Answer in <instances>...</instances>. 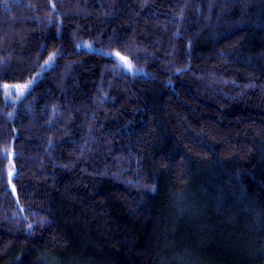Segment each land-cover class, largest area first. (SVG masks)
Instances as JSON below:
<instances>
[{
  "label": "trees",
  "instance_id": "1",
  "mask_svg": "<svg viewBox=\"0 0 264 264\" xmlns=\"http://www.w3.org/2000/svg\"><path fill=\"white\" fill-rule=\"evenodd\" d=\"M0 264H264V0H0Z\"/></svg>",
  "mask_w": 264,
  "mask_h": 264
},
{
  "label": "snow or ice",
  "instance_id": "2",
  "mask_svg": "<svg viewBox=\"0 0 264 264\" xmlns=\"http://www.w3.org/2000/svg\"><path fill=\"white\" fill-rule=\"evenodd\" d=\"M52 7L55 8V5L53 4ZM114 55H116V56H117L122 62H124V63L126 64L127 67H129V68L132 67V65H131L129 62H127L126 60H124L123 57H119V53H115ZM53 58H54V56H53V55H50V56L48 57V60L45 61V64H48L50 61L53 60ZM9 87H10L9 85H4V86H3V88L5 89V92H6V93H7V90L9 89ZM19 87H20V88H27L28 85H22V86H19ZM31 227H32V226L29 225V228H31Z\"/></svg>",
  "mask_w": 264,
  "mask_h": 264
},
{
  "label": "rangeland",
  "instance_id": "3",
  "mask_svg": "<svg viewBox=\"0 0 264 264\" xmlns=\"http://www.w3.org/2000/svg\"><path fill=\"white\" fill-rule=\"evenodd\" d=\"M89 47H91L89 45ZM19 86H22L21 85H14V86H10L8 91L16 96H19L21 94V92L24 90V88H20Z\"/></svg>",
  "mask_w": 264,
  "mask_h": 264
},
{
  "label": "water",
  "instance_id": "4",
  "mask_svg": "<svg viewBox=\"0 0 264 264\" xmlns=\"http://www.w3.org/2000/svg\"><path fill=\"white\" fill-rule=\"evenodd\" d=\"M10 161H11V163H13V155L11 156Z\"/></svg>",
  "mask_w": 264,
  "mask_h": 264
}]
</instances>
